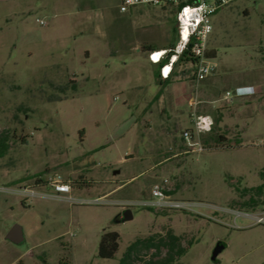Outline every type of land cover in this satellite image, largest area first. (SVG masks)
Listing matches in <instances>:
<instances>
[{
    "label": "rangeland",
    "instance_id": "374dc122",
    "mask_svg": "<svg viewBox=\"0 0 264 264\" xmlns=\"http://www.w3.org/2000/svg\"><path fill=\"white\" fill-rule=\"evenodd\" d=\"M120 4L0 0V264H129L136 244L169 230L187 248L175 264H264V224L243 215L264 211V147L253 144L264 140V94L236 96L248 83L264 92V0L222 8L208 43L216 75L186 97L180 91L176 111L166 112L155 102L165 86L118 35L132 29L140 41L167 42L174 19L165 36L151 6L131 25ZM227 92L232 99L221 100ZM187 98L215 122L201 153L183 136L195 130ZM220 134L228 139L215 141ZM179 146L190 153L174 157ZM56 176L72 182L73 203L54 197L47 182ZM165 180L167 199L184 208L157 205L152 190ZM25 186L37 196L12 191ZM15 225L21 245L5 238ZM104 232L119 235L111 259L99 256ZM143 243L130 264L168 252Z\"/></svg>",
    "mask_w": 264,
    "mask_h": 264
},
{
    "label": "built area",
    "instance_id": "2783aa9c",
    "mask_svg": "<svg viewBox=\"0 0 264 264\" xmlns=\"http://www.w3.org/2000/svg\"><path fill=\"white\" fill-rule=\"evenodd\" d=\"M236 0H121L119 11L127 13L130 9L138 6H174L176 12V22L178 27L179 39L175 47L169 51L153 52L150 54V61L153 63L161 64L165 57L170 52H173L170 57V69L166 72L168 65L162 66L161 77L167 79L171 72L173 65L178 62L179 57L190 47L193 55L197 60L195 70L192 74L194 84H199L208 77L214 75L217 70V64L212 61L208 55L209 38L213 32L211 17L216 14L220 9L230 5ZM41 26H47L45 21H39ZM232 99L230 92L224 96L225 101ZM190 105L194 109L192 113V120L195 130L192 132H185L184 138L191 141L190 146L194 150L201 153L205 150L203 146L202 137L213 130L215 125L214 119L209 114H200L197 111L199 101L196 99L191 100ZM254 145L264 147V140L254 142ZM54 190V197L60 200H66L73 203L70 196L72 193V182L63 179L62 176L50 178L47 182ZM15 194L29 201L37 196L33 187L25 186L17 190H12ZM153 197L157 199L159 207L169 208H184L180 203H174L167 199L166 196V180L164 185H156L152 190ZM124 207V206H123ZM254 225L264 224V211L257 213L243 214Z\"/></svg>",
    "mask_w": 264,
    "mask_h": 264
},
{
    "label": "crops",
    "instance_id": "0c3cea01",
    "mask_svg": "<svg viewBox=\"0 0 264 264\" xmlns=\"http://www.w3.org/2000/svg\"><path fill=\"white\" fill-rule=\"evenodd\" d=\"M121 2V0H120ZM139 7V8H138ZM138 7H134L132 9H130L127 13H121L119 11V13L121 15H128V17H126L125 19V23H130L132 25L133 23H137L139 25V23L143 22L141 20V18L143 17V15L141 16V14H143V12L140 10V6ZM155 7V8H154ZM170 6H161V8H156V6H151L148 9V13L150 15V17H154L155 19L161 20L163 21V34L166 36V34L168 35V28L167 25L171 24V23H166L167 19L168 22L171 18L174 19V22L172 24V35L170 37V39L167 40V42H158V41H153L151 39H144L142 41H140L139 39H136L135 36V32L131 29V30H127L124 29L120 32V34L118 35L120 40L122 41V44L125 48H129V50L131 51H135V52H142L145 56V61L147 62V64L150 66L151 70L153 71V75H155V78L157 79V81L159 82V84L161 86H165L164 90L161 91V93L158 94V96L155 99V102H158L162 105H164L163 107V112H166L167 110L170 111H176V107H177V96L179 95L180 91H183L182 94L186 96L190 95L191 91H192V85L194 84V81L192 79V74H193V69H191L190 66H187L183 63H175L173 65L172 68V72L170 74V76L167 79H164L161 77V69L162 66L164 65H168L170 64V57L169 55H167L168 57H165V59L162 61L161 64H157V63H153L150 61V54L153 52H166L169 51L171 49H173L175 47V45L178 42L179 39V34H178V27H177V22H176V9H170ZM154 8V9H152ZM160 9V10H157ZM161 12L163 13L162 16H156L154 13L156 12ZM166 13H168L166 15ZM227 15V12H222V9L219 10L216 14H214L211 17V22H212V26H213V31L215 26H217V23L221 22V20ZM209 48V47H208ZM209 52L211 55L215 56L216 51L215 49H209ZM110 55H116V53H110ZM260 67H264V61L263 63H261ZM218 68V66H217ZM170 69V65H168V67L166 68V72H168V70ZM262 70V68L258 69V71ZM217 73V72H216ZM216 75V74H214ZM212 75V76H214ZM237 93L236 96L238 97H252V96H259V95H263L264 92L262 91L263 89L261 88V86L259 84H254V83H248L245 85H241L236 87ZM225 96V95H224ZM224 96L221 100H224ZM187 104L190 106V102L191 98H187ZM185 100V101H186ZM198 111V109H197ZM216 111H220L218 108L216 109ZM192 117V114H191ZM218 121V120H217ZM218 122H216V125ZM149 125V123H148ZM230 127H227V125H225V132L230 131ZM218 136H222L224 138L228 137L223 134H220ZM215 139V138H214ZM190 152L184 147V146H179V149L177 151H175V154L173 155L174 157L177 156H182V155H186L189 154ZM166 160V159H165ZM121 186H117L115 187L113 190L107 192L105 195H110V194H115L117 193V190L120 189Z\"/></svg>",
    "mask_w": 264,
    "mask_h": 264
},
{
    "label": "trees",
    "instance_id": "16d2710c",
    "mask_svg": "<svg viewBox=\"0 0 264 264\" xmlns=\"http://www.w3.org/2000/svg\"><path fill=\"white\" fill-rule=\"evenodd\" d=\"M177 12V10H176ZM173 52H170L168 55H172ZM209 55V54H208ZM177 63H183L187 66H190L191 69L195 70V66L197 64V60L192 53L191 48L189 47L180 57ZM215 141H226L222 136H216ZM44 181L42 179H38L36 184L42 185ZM259 193V192H258ZM260 200H258L259 202ZM158 238L156 236H151L141 243L136 244L135 249L131 251L127 258V263L135 261L138 256L137 249L140 247V244L143 243V248L150 249L152 247H156L159 252L163 247H166L168 252L164 258L159 260H154L148 262V264H175L178 260H180L186 253L187 248L182 246L181 238L175 236L171 230L167 232L166 238ZM119 247V235L115 232H104L101 238L100 246H99V256L103 259H111L115 256Z\"/></svg>",
    "mask_w": 264,
    "mask_h": 264
},
{
    "label": "water",
    "instance_id": "95a60500",
    "mask_svg": "<svg viewBox=\"0 0 264 264\" xmlns=\"http://www.w3.org/2000/svg\"><path fill=\"white\" fill-rule=\"evenodd\" d=\"M125 220H130L132 219V213L130 210H127L125 213ZM6 240L9 242L16 244V245H21L24 242V235L22 232V228L19 225H15L6 235ZM224 246L223 245H218L214 252L212 259L216 260L217 256L223 251Z\"/></svg>",
    "mask_w": 264,
    "mask_h": 264
}]
</instances>
